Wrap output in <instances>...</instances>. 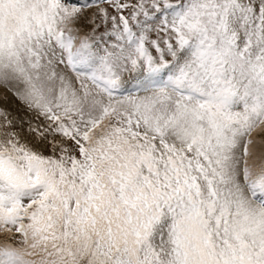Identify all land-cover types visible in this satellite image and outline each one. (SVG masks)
<instances>
[{"label": "snow or ice", "instance_id": "obj_1", "mask_svg": "<svg viewBox=\"0 0 264 264\" xmlns=\"http://www.w3.org/2000/svg\"><path fill=\"white\" fill-rule=\"evenodd\" d=\"M0 264H264V0H0Z\"/></svg>", "mask_w": 264, "mask_h": 264}]
</instances>
